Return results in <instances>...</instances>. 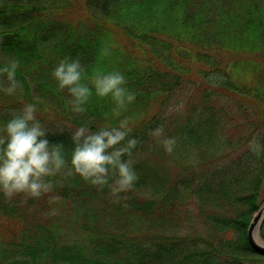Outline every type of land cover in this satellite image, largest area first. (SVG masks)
<instances>
[{"label":"trees","instance_id":"16d2710c","mask_svg":"<svg viewBox=\"0 0 264 264\" xmlns=\"http://www.w3.org/2000/svg\"><path fill=\"white\" fill-rule=\"evenodd\" d=\"M9 59L22 88L0 89V122L34 103L67 162L78 126L123 121L112 147L136 141L121 155L135 179L113 192L115 168L100 185L68 162L49 192L0 193V264H264L246 239L264 203V148L250 143L264 145V0H0ZM65 59L92 88L83 111L53 75ZM97 68L120 72L133 99L96 94Z\"/></svg>","mask_w":264,"mask_h":264},{"label":"clouds","instance_id":"9594fccd","mask_svg":"<svg viewBox=\"0 0 264 264\" xmlns=\"http://www.w3.org/2000/svg\"><path fill=\"white\" fill-rule=\"evenodd\" d=\"M18 66L19 62L15 59L0 62V89L9 95L22 88V82L16 78ZM82 74L83 69L78 60H62L53 69L59 86H68L70 103L77 112L83 111V104L92 92V88L81 83ZM123 81L124 76L120 72H105L100 68L91 77L96 94H110L117 106H123L126 101L133 99V94L127 92ZM11 112L10 118L0 122V193L11 197L18 192L32 196L49 192L52 182L46 177L60 171L68 162L72 170L100 185L108 180L109 170L115 168L117 176L112 191L131 187L135 173L131 169V161L122 160L121 155L136 141L130 139L127 146L112 147L124 138L125 122L121 121L120 128L106 127L98 131H92L83 124L78 126L72 133L74 148L70 161L66 162L62 145L50 144L46 138V129L37 118L34 103L12 109ZM161 131L156 129L154 135H159ZM163 143L166 150L171 151L174 140L166 138ZM250 143L254 151L259 152L264 148L258 140L253 139Z\"/></svg>","mask_w":264,"mask_h":264},{"label":"water","instance_id":"95a60500","mask_svg":"<svg viewBox=\"0 0 264 264\" xmlns=\"http://www.w3.org/2000/svg\"><path fill=\"white\" fill-rule=\"evenodd\" d=\"M264 219V203L253 214L246 229V239L254 252L264 256V241L259 235L260 225Z\"/></svg>","mask_w":264,"mask_h":264},{"label":"rangeland","instance_id":"374dc122","mask_svg":"<svg viewBox=\"0 0 264 264\" xmlns=\"http://www.w3.org/2000/svg\"><path fill=\"white\" fill-rule=\"evenodd\" d=\"M192 80H194V85L196 86V83H197V78L194 76V75H192V77H190ZM194 89H195V87H193V86H191L190 88H189V90H188V94L189 93H191V94H195L194 93ZM190 94V95H191ZM219 100H220V102L222 103V104H225V105H230V106H233L234 105V100L233 99H231V97L228 95V93L227 92H225V91H223V93H221L219 96Z\"/></svg>","mask_w":264,"mask_h":264}]
</instances>
